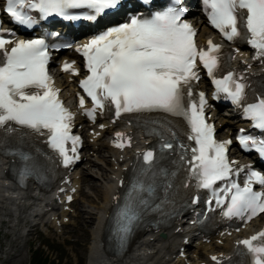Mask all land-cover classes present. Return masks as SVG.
Returning <instances> with one entry per match:
<instances>
[{
    "label": "snow or ice",
    "instance_id": "1",
    "mask_svg": "<svg viewBox=\"0 0 264 264\" xmlns=\"http://www.w3.org/2000/svg\"><path fill=\"white\" fill-rule=\"evenodd\" d=\"M5 5L4 13L13 22L30 29L36 23L30 12L40 13L43 19L55 15L66 20L95 21L109 11L123 9L125 0H5ZM139 5L147 15L137 10L127 22L109 28L76 49L85 58L88 72L80 87L92 101V107L87 108L80 96V108L93 122L98 111L110 109L114 110L115 119L129 113L182 118L191 145L174 144L172 140H176L177 133L171 127L165 128L161 121L154 123L172 140H166L155 129L149 134L161 136V152L180 149V160L188 165L190 181H195L196 188L211 193V199L206 201L209 210L214 201L222 208L224 218L250 222L264 214V174L249 168L243 185L234 179L244 169L234 168L237 162L228 159L232 141L219 142L215 138V126L205 116L208 104L205 93L199 92L198 99H193V85L200 80L198 61L216 87V98L224 94L234 105L242 106L245 118L262 132L264 97L245 103L247 84L243 73L228 71L217 78L222 46L208 40L206 50L198 47L197 30L184 19L181 0H172L164 10H154L155 0H139ZM203 5L215 29L228 41L245 40L255 50V59L264 62V0H203ZM70 9H88L90 14L70 15ZM6 33L14 35L0 23V133L7 136L22 133L21 140L29 134L46 137L63 166L68 167L79 159L82 141L72 134L73 113L64 106L60 90L49 75V44L44 38L8 39ZM8 45L13 46L9 49ZM63 71L79 75L74 63L65 62ZM237 139L244 149H254L264 158V139L245 135L243 129ZM113 145L119 149L130 147L131 137L117 132ZM9 154L24 162L21 180L38 171L29 154L23 151ZM137 160L148 166L139 170L140 176L146 175L156 160L155 149L137 153ZM218 182H224L223 186L217 187ZM255 185L260 190H255ZM146 191L150 193L151 187L137 179L119 210L118 232L122 243L139 219V207L147 204L142 197ZM71 199L69 196L68 200ZM238 245L250 254L251 264H264V230L239 241ZM211 259L223 264L216 256Z\"/></svg>",
    "mask_w": 264,
    "mask_h": 264
},
{
    "label": "bare ground",
    "instance_id": "2",
    "mask_svg": "<svg viewBox=\"0 0 264 264\" xmlns=\"http://www.w3.org/2000/svg\"><path fill=\"white\" fill-rule=\"evenodd\" d=\"M194 20H196V18H194ZM104 148L106 149L105 144ZM2 161L4 160L0 159V162ZM91 178L95 179L93 176ZM92 183L93 189H96L95 182ZM101 187H103V190L105 191L104 194H99L98 202H93V204L89 206V208H93L91 214H93L92 223L94 228L92 232L93 242L91 246V254L89 256L90 264H200L203 260H199V255L202 253L207 254L209 251H217L218 248L222 247L220 244L215 243L213 239H211V242H208L203 240L200 236L194 237L193 242L185 245L180 242L186 236H190L192 234L191 232H186L181 236L166 231L167 237L165 239L160 238V234H152L149 232L146 235H142L135 241L131 249L122 258H116L104 253V251H101L100 245L102 243L103 224L109 213V195L106 192V190L111 187L109 178H104ZM9 193H11V189L6 187L4 181L0 178V202H3L7 209L13 208L15 219L18 220V222L13 220V223L15 222V224L11 227V221H9L7 223L8 226L5 228L9 230V232H13L15 235H21L23 222L31 215L40 214L41 209L44 206H52L54 210H58L57 206L52 205L50 198L45 192H41L37 196V191L34 188H29L25 191L23 197L10 204H8L10 200L5 197L6 195H9ZM84 212L87 213V210L84 209ZM10 240H12L11 244L16 243V245H12L14 246V250L22 252L24 247L20 246V243L15 241L14 238H11ZM229 242L230 238L226 237L224 239L223 247L228 246ZM178 245L186 247L187 249L194 248V255H188L186 259L180 257L177 252ZM7 246H9V244ZM149 253L152 254L149 255ZM170 258L171 260H169Z\"/></svg>",
    "mask_w": 264,
    "mask_h": 264
},
{
    "label": "rangeland",
    "instance_id": "3",
    "mask_svg": "<svg viewBox=\"0 0 264 264\" xmlns=\"http://www.w3.org/2000/svg\"><path fill=\"white\" fill-rule=\"evenodd\" d=\"M77 205H79V201L77 202ZM89 221L83 218L81 222L78 224V227L74 226H68L66 229V236L70 237V240L77 241V238L79 235L81 236L82 239H80L81 245L79 250H77V245L76 246H66L65 251L62 252V254L58 251H53V248L50 247L49 243L53 245H58L61 241L57 238H46V237H39L38 239H26V242H21L19 240L18 242L20 243V246H23L24 249L22 252H18L14 250V244H10L9 246L8 243L9 239L7 235H5V232L3 231L5 227H3L0 230V264H47L46 262H43L40 260V257L45 254L43 252V246L39 244L44 243L47 245V254L50 253L52 256V259L50 263L52 264H73V258L71 256L72 252L74 254H77L81 257V259L86 255L85 261L88 259L89 256V247H84L85 244L88 245L89 241L91 240V232L87 228V223ZM85 238V239H83ZM77 244V242H76ZM86 248V251L84 250ZM85 252H84V251ZM86 253V254H85ZM89 264V259L87 260V263Z\"/></svg>",
    "mask_w": 264,
    "mask_h": 264
}]
</instances>
